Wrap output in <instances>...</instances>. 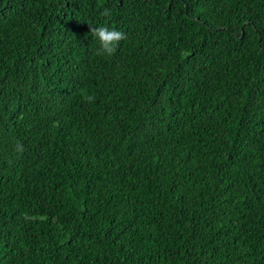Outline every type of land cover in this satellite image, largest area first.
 <instances>
[{
  "label": "trees",
  "instance_id": "1",
  "mask_svg": "<svg viewBox=\"0 0 264 264\" xmlns=\"http://www.w3.org/2000/svg\"><path fill=\"white\" fill-rule=\"evenodd\" d=\"M0 264H264V0H0Z\"/></svg>",
  "mask_w": 264,
  "mask_h": 264
},
{
  "label": "clouds",
  "instance_id": "2",
  "mask_svg": "<svg viewBox=\"0 0 264 264\" xmlns=\"http://www.w3.org/2000/svg\"><path fill=\"white\" fill-rule=\"evenodd\" d=\"M110 9L104 8L101 12L102 16L110 15ZM94 35L99 41L100 48L98 52L100 54L108 53L111 54L115 51V45L123 38V33L115 28L100 25L94 30Z\"/></svg>",
  "mask_w": 264,
  "mask_h": 264
}]
</instances>
